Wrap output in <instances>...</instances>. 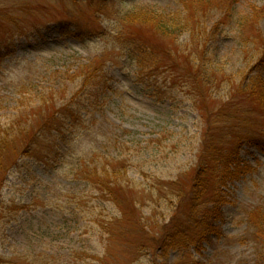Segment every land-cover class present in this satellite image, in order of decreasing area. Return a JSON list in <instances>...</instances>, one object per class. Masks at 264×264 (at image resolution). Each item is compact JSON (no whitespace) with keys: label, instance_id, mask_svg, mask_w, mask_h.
<instances>
[{"label":"rangeland","instance_id":"obj_1","mask_svg":"<svg viewBox=\"0 0 264 264\" xmlns=\"http://www.w3.org/2000/svg\"><path fill=\"white\" fill-rule=\"evenodd\" d=\"M248 4L261 7L264 0H239L236 12L244 14ZM176 7V0H0V121L16 113L24 88L40 90L55 81L57 71L71 73L98 57L113 91L103 115L97 114V126L131 147L133 156L128 170L133 187L120 195L129 221L111 240L94 220L119 216V209L71 173L72 152L85 151L90 143L74 139V150L66 152L69 147L57 141L54 158L19 160L0 198V264H102L98 257L104 264L177 262L179 252L172 249L162 257L153 238L185 210L180 190L192 182L202 132L211 125L210 135L221 137L220 122L225 138L248 133L259 143L244 142L240 157L250 169L224 187L225 203L215 219L221 234L188 253L201 264H257L259 250L247 217L264 204V114L255 102L236 95L225 117L214 115L231 95L228 80L218 77L208 85L191 80L185 76L188 61L173 52L168 38L124 23L125 14L143 8ZM241 24L234 33L250 37L252 28ZM258 28L264 36V18ZM141 41L155 49L153 63L131 54ZM235 49L231 33L217 39V63L228 72L241 64ZM178 178L180 188L169 184ZM13 204L29 206L16 210Z\"/></svg>","mask_w":264,"mask_h":264},{"label":"trees","instance_id":"obj_2","mask_svg":"<svg viewBox=\"0 0 264 264\" xmlns=\"http://www.w3.org/2000/svg\"><path fill=\"white\" fill-rule=\"evenodd\" d=\"M238 1L176 0L178 7L174 10L143 8L124 15V23L154 29L168 38L173 52L185 56L188 61L186 77L206 85L215 83L218 77L228 80L231 95L214 112L216 116L223 113L222 117L226 116L227 112H224L236 95L255 102L264 114V36L258 28L264 18V6L248 4V11L238 14ZM210 15L215 19L208 25L212 19H209ZM237 22L251 27L252 35L245 37L234 33ZM225 32L231 33L235 40V53L241 58L236 72H228L224 65L217 63L221 57L215 54L217 39ZM154 51L141 41L131 54H136L139 62L153 63ZM99 61L100 58H93L71 73L57 71L55 81L41 86L40 90L34 89V85L24 88L16 101V113L9 120L0 121V198L10 170L19 160L27 157L54 158L58 151L57 141L69 147L66 152L74 150V139L87 141L90 143L88 149L72 152L75 163L71 173L75 179L86 183L100 200L110 201L119 209V216L94 220L111 240L119 237V227L129 221L121 211L120 195L133 187L128 171L133 156L129 154L131 147L97 126V114L103 115V105L113 91ZM149 69L151 73L156 66ZM235 77L239 79L237 82ZM220 125L221 137L210 135L211 125L207 132H202L204 137L198 164L192 170V182L188 189L182 187L180 190L182 200L186 198L185 210L175 214L164 224L160 236L153 238L162 257L172 249L179 252L178 261L169 264H201L188 250L191 247L198 249L210 235L221 234L215 219L225 203L224 187L250 169L242 161L240 149L244 142L258 146L259 138L240 132L225 138L226 130L223 123ZM179 179L169 184L180 188ZM28 206L13 204L16 210ZM247 220L259 250L257 264H264V204L255 206L248 213ZM80 254L83 253L77 255ZM98 259L104 264L103 259Z\"/></svg>","mask_w":264,"mask_h":264}]
</instances>
